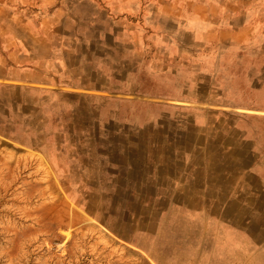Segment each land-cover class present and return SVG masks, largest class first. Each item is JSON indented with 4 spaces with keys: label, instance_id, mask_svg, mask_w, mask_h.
Wrapping results in <instances>:
<instances>
[{
    "label": "rangeland",
    "instance_id": "374dc122",
    "mask_svg": "<svg viewBox=\"0 0 264 264\" xmlns=\"http://www.w3.org/2000/svg\"><path fill=\"white\" fill-rule=\"evenodd\" d=\"M84 4L0 22V264H264V0Z\"/></svg>",
    "mask_w": 264,
    "mask_h": 264
},
{
    "label": "crops",
    "instance_id": "0c3cea01",
    "mask_svg": "<svg viewBox=\"0 0 264 264\" xmlns=\"http://www.w3.org/2000/svg\"><path fill=\"white\" fill-rule=\"evenodd\" d=\"M160 1L162 0H157V3ZM175 1L179 2V0ZM81 3H85L84 7L88 10L90 9V5L91 7L93 5V7H96L93 10H103L105 12L108 11L113 14H118L119 11H129L132 5L136 7L138 0H0V22H74V12H77ZM166 10L167 8L164 7L151 8L150 11L153 16L149 22H154L153 20L156 22H167L170 15L165 13ZM155 14L160 15L156 18ZM148 20L149 18H147V22ZM82 22H89V18H82ZM227 36L235 38L233 35ZM246 111L252 112V114H247V116L255 124L253 128L254 135L263 140L257 152H254V150L249 152L258 156L256 159L257 162H252L250 166H248L249 162L245 158V152H240L239 156L242 159L239 165H241V168L245 172L240 176L243 180V190L240 192L230 190L229 192V186L223 181H218V188L216 190L225 193L226 200L224 203L236 199V205H240L242 210L249 209L251 206V208L256 211V208H254L252 204L249 202L241 204L239 203V199L242 198L244 194L247 196L250 194L249 188L246 187V181L254 187L264 184V109L258 108L256 110L252 109ZM254 165L253 173H250ZM246 166H248L247 169ZM220 175L219 173V175L217 174L215 177L218 178ZM208 189L212 190L215 188L209 185ZM256 190V188H252L253 192ZM257 194L264 199V190H262V192L257 191Z\"/></svg>",
    "mask_w": 264,
    "mask_h": 264
}]
</instances>
